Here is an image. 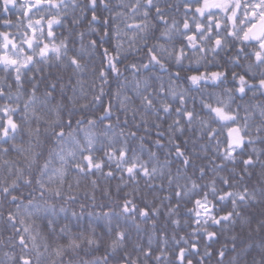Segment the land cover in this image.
I'll return each mask as SVG.
<instances>
[{
	"label": "snow or ice",
	"instance_id": "snow-or-ice-1",
	"mask_svg": "<svg viewBox=\"0 0 264 264\" xmlns=\"http://www.w3.org/2000/svg\"><path fill=\"white\" fill-rule=\"evenodd\" d=\"M0 246L264 264V0H0Z\"/></svg>",
	"mask_w": 264,
	"mask_h": 264
},
{
	"label": "trees",
	"instance_id": "trees-1",
	"mask_svg": "<svg viewBox=\"0 0 264 264\" xmlns=\"http://www.w3.org/2000/svg\"><path fill=\"white\" fill-rule=\"evenodd\" d=\"M190 135V134H189ZM179 142V141H178ZM191 146V144H189V147ZM118 182V180H116V179H114V180H112L111 182H110V188H111V190H112V192H113V194H115V186H116V183ZM105 185H104V183L103 182H101V188H103ZM141 186H143V182H141ZM97 199H98V201L99 200H101L102 199V196H101V192H100V190L98 189L97 190ZM81 198H83V194L81 193ZM163 223H164V217H163V215L161 216V218H160V221H159V223H158V225H157V227L158 228H160V227H162L163 226ZM168 231H169V235H171L172 234V229H171V226H169V228H168ZM4 235V238H6V235L7 234H3ZM135 235V234H134ZM142 242L143 243H147V234L146 233H143L142 234ZM4 250H7V249H3V246H0V258H3V251ZM17 251H18V249H17Z\"/></svg>",
	"mask_w": 264,
	"mask_h": 264
}]
</instances>
